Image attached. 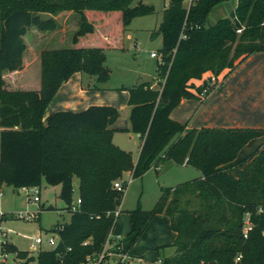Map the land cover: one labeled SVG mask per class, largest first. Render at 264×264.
Listing matches in <instances>:
<instances>
[{"label": "trees", "instance_id": "obj_1", "mask_svg": "<svg viewBox=\"0 0 264 264\" xmlns=\"http://www.w3.org/2000/svg\"><path fill=\"white\" fill-rule=\"evenodd\" d=\"M134 1L0 0V193L3 185L20 189L46 181L61 186L59 197L71 213L67 223L52 230L59 235L52 249L40 250L35 257L8 242L2 248L24 260L20 264L84 263L102 251L115 227L124 194L114 182L125 171L139 178L168 159L198 169L201 176L175 188L162 187L150 210L143 209L138 198L129 211L131 244L164 213L177 236L157 249L174 248L172 255L160 257L161 264H264V148L238 160L244 145L264 130L187 129L170 116L183 99L194 97L193 79L207 72L228 73L250 54L264 51V0H237L230 15L212 25L211 12L230 0H191L188 7L185 0H170L151 33L162 37L160 87L141 83L126 89L131 131L142 141L136 163L113 142L112 125L120 116L114 106L92 105L45 118L48 105L73 74H88L99 83L110 80L104 47L78 43L98 33L96 20L105 14L117 16L126 29L134 18L156 12L154 5L139 1L132 6ZM63 11L78 15L74 47L41 50L38 90L10 89L4 74L23 68L29 29L55 31L53 16ZM75 179L80 203L73 209Z\"/></svg>", "mask_w": 264, "mask_h": 264}, {"label": "rangeland", "instance_id": "obj_2", "mask_svg": "<svg viewBox=\"0 0 264 264\" xmlns=\"http://www.w3.org/2000/svg\"><path fill=\"white\" fill-rule=\"evenodd\" d=\"M139 1L154 5L156 12L151 15L134 18L126 29H123L121 21L118 20L117 16L112 15L109 17V15L105 14L103 15V19L96 20L95 24L99 26L98 33L91 36L92 38L90 37L96 45L104 47L107 56L106 65L111 69V77L108 81L109 83H107L110 87L118 88V91L126 90L141 83H156V76L158 75V59L153 58L151 54H158L160 52L162 39L159 36L152 37L151 33L158 26L159 22L162 21L164 9L168 7L170 0H135L132 6L136 5ZM236 1L230 0L225 5L215 8L208 18V24L212 25L220 18L229 16L235 9ZM190 2L191 0H185V6L188 7ZM74 15V18H70L71 16L68 19L67 17L65 18L69 21V26H67L65 31L68 40L61 45L52 42V32H42V36H39L40 34L37 29L34 27L29 29L25 37L27 49L24 58L27 59L31 66L23 75L22 81L25 78L24 83L28 82L27 84L29 86H33L38 78L40 85L41 68L39 61L37 62L40 50L55 46L56 48L74 47L72 41L74 33L73 25L75 27L78 25V16L76 14ZM63 20L64 18H61V21ZM33 71H38V76L33 74ZM4 79L7 86L12 89L13 85H15L14 80L16 78H13L10 72H6ZM127 131L130 130L122 131L124 133L122 135L125 143L124 146L134 151L137 148V137L127 134ZM158 169H154L152 165L144 175L139 178H134L126 186L125 202L120 210L121 215H118L116 218L115 233H123L125 231L124 229L127 228V222L124 220V217L129 213V209L136 207V202L141 195V191L143 192V200L141 201L142 208L150 210L157 203L162 187L177 186L182 182L195 178L197 176L195 174L200 175L201 173L192 166H188L184 170L187 171V174L182 175L174 166L165 165V168L161 171ZM131 175L130 171H125L121 178L123 181L128 182ZM141 178H143V182ZM181 178H183L182 181L180 180ZM75 181H77V186L73 195V205L77 206L79 189L78 180L75 179ZM142 183L143 186H141ZM60 190L61 186L49 185L46 181H43L40 186L41 201L34 202L28 199L25 191L3 185L1 187L2 195L0 197V243L1 241L13 243L19 250L32 252L35 257L40 251V248L43 250L52 249L53 247L48 242L49 238L54 236L52 230L56 225L67 223L71 216L70 210L67 209V204L59 197ZM33 213H37V215L32 217ZM20 214H23L25 217H20ZM4 233L7 234V237ZM38 236H41L43 243L38 245V250L33 251L31 247L35 242V238ZM123 236L125 244L130 242L131 246V230ZM158 248L153 249L155 255ZM132 254L139 256L133 252ZM144 254L142 253L141 256H145ZM160 255H163L162 251H160ZM9 264L16 263L11 262ZM33 264H36V262Z\"/></svg>", "mask_w": 264, "mask_h": 264}, {"label": "crops", "instance_id": "obj_3", "mask_svg": "<svg viewBox=\"0 0 264 264\" xmlns=\"http://www.w3.org/2000/svg\"><path fill=\"white\" fill-rule=\"evenodd\" d=\"M74 14L76 13L72 11H63L53 16L58 23V28L51 33L52 42L54 44L61 45L66 43V41L68 40V36L66 35L65 31L67 26H69V21H67V19L70 16V18H74ZM42 16L49 17L50 14L43 13ZM66 17L67 19H65ZM61 18H64V20L61 21ZM158 26L154 30H157ZM77 28L78 25L76 27L75 25H73V31H76ZM61 31H63V33H61ZM38 33L40 34L39 36H42V32L38 31ZM91 36L93 35H86L80 38L78 44L84 46L96 45L95 42L91 40ZM52 48H56V46ZM40 52L37 58V62L39 61V64ZM157 55V57L153 58H157L159 62L161 60L160 52ZM30 66V63L27 61V59L24 58L23 68L19 71L10 72L12 74V77L16 78L14 80L15 85H13V90H38L40 88L38 78L36 79L37 82H35L33 86H29L27 84L28 82L24 83L25 78L22 81L23 75L30 69ZM38 71H33V74H36L38 76ZM211 75L212 73L207 72L202 76V78L193 79L191 81L193 85L191 87V92L194 94V97L183 99L181 103L171 112V118L185 125L187 129L236 128L264 130V51L250 54L233 70L228 73H222L220 76H218V83L215 87H213L212 91H210L205 97L201 98L199 96V89L209 83ZM159 82L160 80L158 79L157 75L156 83H152V87L159 88ZM108 83H99L96 81V77L90 76L85 73L73 74L68 81L64 82L61 85L53 100L48 105L45 112V118L54 112L67 110L82 111L92 105L114 106L119 109L120 116L112 125V128L115 129L113 142L120 148L130 152L132 154L134 162L136 163L139 158L142 141L139 138L138 134H134L133 132H131V106L128 104L129 92L128 90L118 91V88L110 87L108 86ZM123 129L130 130L127 131V134H130L132 136L135 135L137 137V148L134 151H132L131 149L129 150L124 146L125 143L122 137V135L124 134L122 132ZM261 146L264 148V135L254 138L247 144H245L242 150L239 152L238 160L244 159ZM165 165L174 166V168H177L179 170L181 175L187 174V171L184 170H186V168L190 166L186 163L176 164L171 160L164 159L153 164V168H159L158 170L161 171L163 168H165ZM130 172L132 174V171ZM232 174L237 176L238 170H234ZM195 175L197 176H195V178L193 179L199 178L201 176V173L200 175ZM182 179L183 178H181L180 180L182 181ZM141 181L143 182V178H141ZM76 186L77 181H75V189ZM141 186H143V183L141 184ZM168 187L175 188L176 186ZM142 193L143 192L141 191V195L138 197L141 201L143 200ZM124 195L125 196H123L121 205L118 208L119 215H121L120 210L123 206V203L125 202L126 194ZM161 195L162 191H160L159 198ZM131 210L132 209H129V211ZM124 220L127 222V228L123 227L125 228V231L123 233H115L113 228L112 237L120 241L122 248L128 252L129 257L134 261L135 264H156L157 262L161 261L160 253H157V251L155 255L153 249L170 245L176 239L177 234L171 228V221L169 216L161 213L157 214L149 222L143 234L139 237L138 241L135 242L136 244L134 243L130 246V242H127V244H125L123 238V235H126V233H129V231L131 230L130 213H127V215H125ZM31 250H33L32 247ZM132 252L139 256L133 255ZM162 252L163 255L170 256L174 253V248L167 247L162 250ZM29 253L31 256H35L32 254V252ZM142 253H145V256H141ZM12 257L14 258V256Z\"/></svg>", "mask_w": 264, "mask_h": 264}, {"label": "built area", "instance_id": "obj_4", "mask_svg": "<svg viewBox=\"0 0 264 264\" xmlns=\"http://www.w3.org/2000/svg\"><path fill=\"white\" fill-rule=\"evenodd\" d=\"M238 32H241V29H238ZM153 57H157V53L151 54ZM218 83V76L211 75L209 79V83L203 88V90L199 93L201 98L205 97L210 91H212L213 87ZM219 86V85H218ZM133 181V175H131L128 182H125L120 178L116 182H114V187L121 191L123 194L126 193L125 188ZM21 190L26 192L28 195V199L34 202H40V187H23ZM2 195V193H0ZM80 200L78 199V204ZM73 209H76V205L73 206ZM37 215V213H33L32 217ZM119 215V211L117 210L115 213L116 218ZM20 217H25L23 214H20ZM116 221V220H115ZM113 232V231H112ZM112 232L109 234L108 238L105 241L104 247L102 251L95 257L88 256L86 261L82 264H135L134 261L129 257L128 252L124 250L121 246L120 241L114 239L112 237ZM6 236L7 234L4 233ZM59 240V235L57 232H54V236L50 237L48 242L54 247L56 246ZM6 243V241H1L0 243V264H9L11 262H15L16 264H20L24 262V260L19 259L15 253L7 252L4 248H2V244ZM43 243V239L41 236L35 238V242L32 244V249L38 250V245ZM86 244V243H85ZM41 249V248H40ZM14 258L11 259V257ZM156 264H161V261Z\"/></svg>", "mask_w": 264, "mask_h": 264}]
</instances>
